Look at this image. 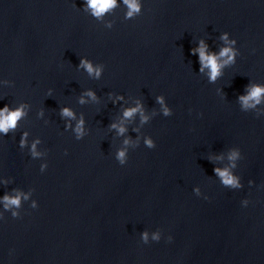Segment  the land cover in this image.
Returning a JSON list of instances; mask_svg holds the SVG:
<instances>
[{"label":"clouds","instance_id":"obj_1","mask_svg":"<svg viewBox=\"0 0 264 264\" xmlns=\"http://www.w3.org/2000/svg\"><path fill=\"white\" fill-rule=\"evenodd\" d=\"M144 0H81L80 10L86 15L93 18L95 21L100 22L106 29H112L114 22L106 20L105 17L114 13L116 9L123 6L124 20H132L142 14ZM219 43L213 50L207 41L201 37L196 40L195 46L190 48V54L197 57V63L199 65V76L206 79L208 84H216L224 74L225 69H228L236 64L237 57L240 55L239 48L237 47V40L230 36L228 32H221L216 37ZM255 52V49H252ZM78 71H82L91 80H100L103 76L105 65L103 63L94 62L86 56L79 58V63L76 65ZM13 84L12 81L6 79H0V85ZM217 95L221 98H225L226 94L222 88L216 89ZM48 97H52V89H48ZM108 102L111 103L117 109H120V116L117 120L109 122L107 127L114 131L117 136H124L128 131L125 123L131 121L134 117L139 116L140 125L147 124L153 117L161 115L163 117H170L173 114L172 108L168 105L164 95H156L154 100L155 104L159 105L158 111L148 114L146 112L143 101L140 98L130 99L124 94L120 93H106ZM4 97L0 96V100ZM99 103L100 96L92 88H85L80 91L77 97V103L81 106L88 104L89 102ZM236 102L239 105V109L242 112H252L257 118H260L264 114V109H260L258 106L264 104V83L254 82L249 79V82L244 86L242 94H238ZM31 111V105L25 101H21L16 104L5 103L0 107V137L6 136L10 133H15L19 122L24 120ZM192 110L189 109V112ZM57 115L60 120L63 121L64 131H70L76 140H82L89 134V128L86 124L85 114L83 112L77 113L71 106L63 105L58 107ZM201 115V114H197ZM38 118L44 117V109L41 108L37 111ZM49 121H46L48 123ZM134 132H139V128H133ZM29 132L23 130L20 133V139L18 146L21 149H27L32 159L42 157L43 153L37 150V146L42 143L40 137H34L29 140ZM141 137L138 135L135 140L125 137L122 141V145L118 147L114 154V159L119 165L124 166L128 162L130 149L134 150L139 147ZM143 145L148 149L156 147L155 140L150 135L143 137ZM65 155L67 150L65 149ZM223 156H218L216 159H223ZM211 160L212 157H209ZM242 159V153L239 147L229 149L227 153V160L229 164L227 167H213V173L219 178L222 186L229 189H241L244 187L241 182V178L234 174L232 171L238 165L237 162ZM48 168L47 160H44L39 165V170L44 173ZM10 181L8 179L0 177V184L7 185ZM249 186L254 184L253 180H249ZM34 189H30L25 192L18 189H12L11 192L5 191L3 195H0V221L5 218V213H9L13 219L21 216V210L25 203L32 209L38 208V201L33 199ZM193 193L200 197L202 192L199 186L193 188ZM204 199H208L204 196ZM249 199L245 198L241 200V206L247 207L249 205ZM140 241L143 244L149 242H159L162 238V232L156 230L149 232L147 230L139 234ZM172 236L169 235L167 240L170 242ZM11 251V250H10Z\"/></svg>","mask_w":264,"mask_h":264}]
</instances>
